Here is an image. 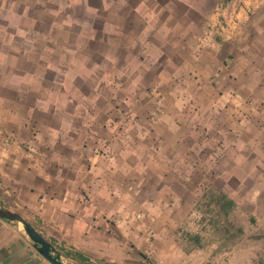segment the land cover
I'll use <instances>...</instances> for the list:
<instances>
[{
	"label": "crops",
	"instance_id": "1",
	"mask_svg": "<svg viewBox=\"0 0 264 264\" xmlns=\"http://www.w3.org/2000/svg\"><path fill=\"white\" fill-rule=\"evenodd\" d=\"M146 1L117 0L129 6L132 12L120 15L117 11L121 22L106 19L102 23L99 30L115 37L117 42L113 44V53L105 47L101 49L102 55H107V65L90 104L80 109L82 105L76 101L73 94L76 81L79 77H88L74 71L70 79L71 92L61 89L57 99L61 95L62 102L56 103L57 107L54 104L53 108L41 107L38 103L50 97L43 100L37 91L27 95V90L17 96V102L26 108L23 116L14 114L11 107L0 106V130H4L0 131L4 136L0 143L5 147L0 151V173L4 180H9L8 185H15L19 203L31 210L39 225L37 228L50 242L62 251H80L91 260L92 257L122 259L125 245H131L130 240L147 242L153 237L146 226L170 231L180 227L189 213L194 208L197 210L198 203L206 200L209 191H223L233 199L232 192L217 182L220 176L233 178L231 168H218L222 160L217 158L216 148L220 144L212 133L210 139L204 134L207 130L201 108L191 105L187 110L188 104L183 108V99L212 101L229 99L236 94L241 100H251L243 104L244 111L264 114V0H216L210 7L198 0H150L144 4ZM141 7L146 10L142 13L143 24L139 23L141 18L136 20ZM210 14L215 23L226 20L228 24L227 28L221 26L223 32L218 26L216 39L211 44L206 39L201 40L202 24ZM71 30V34L76 33L75 29ZM92 31L98 32L96 28ZM96 34L89 32L82 36L88 35L92 40ZM153 37H158L159 41ZM141 40L142 46H139ZM47 47L49 49L37 48L40 51L37 56L32 55L33 48H16L7 60L9 68L15 71L12 76L22 84L36 82L44 87L47 82L52 88L57 81L48 78L47 73L62 70L67 75L69 71L65 70L64 61L46 59L45 53L57 49L56 45ZM76 48L71 49V55L79 48L85 50L86 45ZM156 48L162 60L141 61V50ZM123 59L126 61L122 65ZM145 64L147 76L134 69L136 65ZM84 66L92 70L93 65L85 61ZM125 78L128 79L126 84ZM210 80L213 81L211 88ZM120 84H125L126 88L131 86V96L137 88L141 90L142 85L151 86L152 91L145 89L147 94L141 90L149 101L146 107L155 115L153 129L145 136L148 138L139 134H136L137 139L129 135L126 141L113 137V129L108 126L111 97ZM28 96L37 103L24 105ZM157 97L163 104L155 109L152 102ZM102 98H105L104 103L98 104ZM70 104L75 108L69 111ZM146 107H141V111L145 112ZM38 110L57 115L58 124L54 126L50 121L36 118ZM68 113L71 120L67 118ZM29 116L41 122L37 147L42 149L46 139L45 144L50 146V151L47 152L48 148L42 151L43 156L47 155L43 161L48 162L39 172L29 171V162L24 156L12 162L15 153L8 144L10 136H6L12 130L27 135L24 130H28ZM88 117L93 120L92 126L87 125ZM12 120L19 126H12ZM214 127L218 129L219 125ZM240 133L247 139L242 156L235 154L237 147L231 145L234 138L229 137L225 140L224 157L233 164L242 160L250 171L256 169L258 179H264V128L249 124ZM256 138L261 139L259 146L255 145ZM249 174L251 177V172ZM141 211L147 213V220L141 218ZM166 250L180 257L185 255L183 249L173 244ZM0 264L51 263L40 255L20 223L0 218Z\"/></svg>",
	"mask_w": 264,
	"mask_h": 264
},
{
	"label": "rangeland",
	"instance_id": "2",
	"mask_svg": "<svg viewBox=\"0 0 264 264\" xmlns=\"http://www.w3.org/2000/svg\"><path fill=\"white\" fill-rule=\"evenodd\" d=\"M105 1L107 0H0V106L4 104L7 109L11 107L10 109H12L14 114L23 116L26 108L22 103L17 102V96H20L22 90H27V95L32 93V91H37L43 100L48 99V96L50 97L47 101L38 103L41 107L45 105L52 107L53 104L54 107H57L56 103L60 104L62 102L61 95L60 99H57L61 89L64 88L67 92H71L70 79L74 75V71L85 74L88 77L87 79L83 77L77 79V88L73 93L76 96V101L82 105L80 109L90 104L92 95L99 86V77L106 69L105 65H107L105 61V56L107 55H102L101 49L105 47L106 51L113 53L115 50L113 44L115 45L117 42L115 37L108 36L99 29L106 19L113 22H121V17L116 15L117 11L120 15L132 12L129 6L119 3L117 0H108L107 4H105ZM132 1L133 3L138 2V0ZM198 1H201L205 7L213 6V3L216 2V0ZM147 2L149 3L150 0H147L144 4H147ZM181 7L182 9L185 8ZM145 12L146 10L141 7L138 12L140 17H136V20L141 18L139 22L141 24L145 20L143 15ZM32 16L37 19H33ZM193 16L201 23L199 17L194 13ZM204 21L202 24L204 34L201 40L204 41L206 39L210 44L216 39L218 26L220 28L221 26L226 28L228 26L226 20L219 23L216 20L215 23L212 14L206 17ZM94 28L98 32L92 31ZM71 29H75L76 31L74 32L76 33L71 34ZM223 30L221 28V32ZM89 32L97 33L96 36H92V40L89 39L88 35L82 36ZM77 33L81 35L78 36ZM153 39L157 42L159 41L158 37H153ZM106 40L107 42L105 43ZM80 44L86 45V49L79 48L71 55V49H77L76 47ZM139 44V46H142V40L139 41ZM48 45H56L57 49L51 53H45L46 59L52 57V60L57 61V63L58 61H61V63L64 61L67 65L65 70L69 71L67 75L62 70L49 71L47 73L48 78L57 81L52 88L47 85V82H45L44 87L36 82L22 84L16 80V77L12 76L15 71L9 68L7 60L13 55L16 48H33L32 55L37 56L40 54L37 48L49 49ZM207 48L210 50L211 45L207 46ZM205 52L207 53V50ZM141 54V61L145 63L147 60L148 63H151L163 59L161 52L157 48L153 51L141 50ZM85 61L93 65L92 70L85 68ZM125 61L126 59H123L121 64L123 65ZM227 61L228 59H226ZM98 63L100 65H97ZM134 69L137 73L148 75L147 64L144 66L136 65ZM19 70L17 69V71ZM95 80L97 81L95 82ZM124 80L126 84L128 79L125 78ZM212 83L213 81L208 85L210 88ZM125 84L118 85L114 95L111 97L112 107L108 126H111L114 132L113 137L115 135L118 140L126 141L129 139V135L137 139L136 134L148 138L149 136L145 137L147 136V131L152 130L155 124V115L150 113L149 107H146L149 101L145 98L147 94L145 89L150 90L151 86L142 85L141 90L145 91L146 94L137 88L136 92L138 94H135V92L131 96L132 93L129 92L131 86L128 85L126 88ZM214 85L216 86L215 82ZM51 94H53L52 97L50 96ZM104 101L105 98H102L98 104L102 105ZM167 101L172 103L171 99H167ZM182 101H184L183 108L188 104L187 110L191 105L195 109L201 108L200 113L203 114L204 119L203 125H205L204 127L207 130L204 131V134L210 139L212 133L218 140L220 147L216 148V153L217 158L222 160L218 168H231L233 178L228 180L220 176L217 182L220 187L232 192L237 207H235L229 217H224L219 214L217 207L214 206L213 199L207 197L202 203H198L197 210L193 207L194 209L189 213L186 222L181 223L180 227L173 228V232L168 228H149L146 226L147 231L153 236L147 242L130 240L131 245H125V254L122 259L111 261L109 257H92L94 264H264V179H258V175L255 173L256 169L250 171L242 160L233 164L228 161L227 156L224 157V153L227 151L225 140L229 139V137L234 138L235 142L231 145H233L232 147H237L235 154L240 153V156H242L241 152L244 151L243 147L247 146L245 142L247 139L244 138V135H241L240 130L242 131L244 127L247 128L249 124L263 129L264 114L255 115L247 110L244 111L242 108L243 104L250 103L251 100H241L236 94L230 95L229 99L223 98L212 101L193 99L189 101L183 99ZM24 103L27 106L37 102L31 96H28L25 98ZM152 104L155 109H158L161 108L163 103L157 97ZM73 107L75 108L73 104H70L68 106L69 111ZM141 107H146V111H141ZM36 113V118L50 121L51 125L55 126L59 122L57 115L41 110ZM1 118H3V115H1ZM67 118L71 120V114L68 113ZM28 120L26 124L28 125V130H24L27 135L25 133L21 134L20 131L12 130L6 136H10L8 144L13 146L11 152L15 153L12 162L15 158L21 160V156H24L28 159L29 171L37 170L39 172V169H43L48 162L47 160L43 161L44 157L47 159V155L43 156L42 151L46 152L47 148V152L50 151V146L45 144L47 142L46 139L44 144H42L45 145L42 149L37 147V135L41 133L42 129L41 122L35 121L30 116ZM10 124L19 126L14 120ZM92 124L93 120L88 117L87 125L92 126ZM215 125H219V128H215ZM139 129H142L141 133ZM0 131L3 132L4 130ZM214 131L217 132L214 133ZM2 137L4 136L0 134V139ZM256 139L255 145H260L261 139ZM256 146L254 149L258 150ZM4 149V145L0 143V151ZM19 150L23 152L20 153ZM250 172L252 174L251 177H249ZM0 175V206L11 210L16 208L14 209L15 211L22 213L36 226H39L31 210L19 203L15 185H8L7 182L9 180H4L5 177L4 175L2 176V173ZM150 206H155V204H150ZM141 213H143L141 218L147 220V213L142 211ZM20 227L25 232L21 223ZM171 244L183 249L185 255L180 257L177 254H170L166 249H171ZM60 252L64 262L67 264H82L67 257L64 251L60 250Z\"/></svg>",
	"mask_w": 264,
	"mask_h": 264
},
{
	"label": "water",
	"instance_id": "3",
	"mask_svg": "<svg viewBox=\"0 0 264 264\" xmlns=\"http://www.w3.org/2000/svg\"><path fill=\"white\" fill-rule=\"evenodd\" d=\"M0 218L8 222H18L24 226L25 232L34 243L37 251L51 264H67L60 250L50 242L22 213L0 206Z\"/></svg>",
	"mask_w": 264,
	"mask_h": 264
},
{
	"label": "trees",
	"instance_id": "4",
	"mask_svg": "<svg viewBox=\"0 0 264 264\" xmlns=\"http://www.w3.org/2000/svg\"><path fill=\"white\" fill-rule=\"evenodd\" d=\"M208 197L213 199L214 206L221 216L229 217L236 207V202L226 192L209 191ZM64 254L82 264H94L93 261L86 257L82 252L75 250L64 251Z\"/></svg>",
	"mask_w": 264,
	"mask_h": 264
}]
</instances>
